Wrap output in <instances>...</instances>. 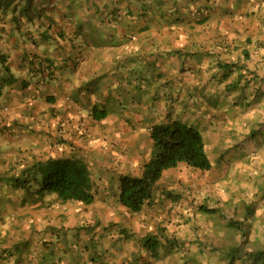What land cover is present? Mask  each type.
<instances>
[{"label": "crops", "instance_id": "1", "mask_svg": "<svg viewBox=\"0 0 264 264\" xmlns=\"http://www.w3.org/2000/svg\"><path fill=\"white\" fill-rule=\"evenodd\" d=\"M235 1L223 0L230 8L241 5ZM63 2L50 15L40 12L32 26L21 16L16 24L0 20V56L5 60L0 63V78L9 73L17 79L13 87H4L0 97L7 101L0 107V154L12 151L19 157L13 160L25 161L19 152L26 139L34 140L37 156L54 137L62 136L68 137V155L90 164L97 153L101 154L97 159L108 164L111 148L119 140L121 164L128 160L122 155L125 149L150 154L149 129L156 123L177 119L199 129L211 126L215 110L209 103L223 85L212 73L217 60L229 61L214 41L216 33L171 25L168 18L149 14L132 0ZM34 3L31 13L43 0ZM225 37L244 40L246 34L232 32ZM6 43L13 49L10 59ZM250 57V67L264 62L258 54ZM93 106L104 109L106 116L93 118ZM49 156L55 157L44 159ZM2 188L0 264H95L89 258L68 260V248L42 239L40 232L52 222L42 225L40 218L31 217L39 210L40 199L17 201V191Z\"/></svg>", "mask_w": 264, "mask_h": 264}, {"label": "rangeland", "instance_id": "2", "mask_svg": "<svg viewBox=\"0 0 264 264\" xmlns=\"http://www.w3.org/2000/svg\"><path fill=\"white\" fill-rule=\"evenodd\" d=\"M63 1L43 0L40 6H35L33 13L27 18L24 15L23 17L32 26L40 12L50 15L59 4L62 6ZM132 1L153 12L158 8L170 6L167 3H157L158 0ZM212 1H215L212 5L215 9L211 11L210 16L215 17L218 15L216 11L224 9L225 5L223 0H211V3ZM250 1L252 4L247 8L248 13L254 11L258 14L255 1ZM246 25L253 40L258 37L262 39L264 35L259 32H264V28L255 17L247 19ZM226 43L231 45L233 51L240 52L246 44V39L239 38L234 42L227 39ZM6 44V58L10 59L13 49L10 43ZM261 69L264 67L259 68ZM4 87L7 88V85ZM226 99L215 111L216 118L220 117L224 122L220 119L214 120L211 126L203 125L201 129L206 152L212 162L211 169L202 171L181 162L175 168L165 170L154 191V203L145 206L138 213H133L117 201V179L119 174H138L149 153H135L125 149L122 155L128 160L120 164L119 151L123 147L118 144V140L111 148V163L105 164L103 160L97 159L101 154L95 153L97 156L88 164L95 183V200L92 204L84 205L72 201L61 203L54 195H44L37 212L31 213L32 209L28 210L27 214L31 213L32 218H40L42 225L47 221L52 222V225L44 227L40 232L42 239H51V228H58L64 222L67 225L64 228L68 231V260L85 262L86 258L90 259L96 252L101 255L102 251V258H110L109 261L112 258L115 263L132 253H139L140 264H225L221 259V249L231 244H239L241 240L238 234L226 228V219H242L244 204L250 203L253 214L248 220L249 242L246 248L264 247V95L253 102H241V106L239 100L236 103L232 97ZM0 102L1 108L7 105L5 97L1 98ZM229 108L233 112L229 111L225 115ZM63 139L66 143L68 137H54L50 144H47L49 140H46L47 149L39 151L37 156L33 149L28 155L22 153L34 146V140L26 139L27 145L21 153L19 152L20 157L23 159L24 156L27 158L32 155L38 160L50 154L55 157L68 154V149L63 151L58 147L64 144L61 143ZM5 153L0 155V175L8 171L18 172L20 164L17 163L13 167L7 163L12 151ZM14 155L17 156V153ZM166 191L173 192L176 197H167L163 193ZM15 194L18 201L24 192L19 190ZM200 204L219 207L221 211L213 215L203 214L198 211ZM159 226L165 227L167 234L177 238L178 244L169 254L167 249H164L158 259H153L142 251L139 239L147 232L156 231ZM122 228L130 233L128 240H121ZM210 248H216L217 251ZM240 262L237 261V264Z\"/></svg>", "mask_w": 264, "mask_h": 264}, {"label": "trees", "instance_id": "3", "mask_svg": "<svg viewBox=\"0 0 264 264\" xmlns=\"http://www.w3.org/2000/svg\"><path fill=\"white\" fill-rule=\"evenodd\" d=\"M238 1L241 5L232 6V8L225 7L222 10L218 9L216 11L218 15L215 17L210 16L211 11L215 9L212 6L215 1L211 3V0H158L157 3H167L170 6L158 8L154 12L153 10L147 11V13H151L154 16L164 19L168 18L171 20V25L185 24L184 26L189 32H193L198 27L199 29L196 32L217 34L214 37L217 39L214 41L221 44L219 49L228 54L229 61L217 60L215 71L212 73V77L218 78V82L223 83V85L219 84V88H217L218 96L211 99L209 103L215 111L219 108V105H223L222 102L226 98L232 97V100L236 103L239 100L240 102L238 103L241 106V102L243 104L253 102L264 95V69L262 73H258L259 68L261 66L264 67V62L258 65V68L254 67L253 64L251 67L249 65V62L253 60L250 57L251 54H258L264 59V36L262 39L258 37L253 40L252 33H249L246 29L247 19H254V17L264 28V0H257V4L254 3L260 13L259 16V13L256 14L254 11L248 13L246 8H249L250 0H236L235 2ZM32 4H34L33 0H25L24 2L0 0V20L8 18L16 24L19 16L23 17L24 15L27 18L30 15ZM245 5L246 8H244ZM253 10L256 11V8ZM221 11L222 13H220ZM240 18H243V20ZM241 31L245 32L246 44L249 46L245 44L244 48L236 56L231 49V45L226 43L225 34ZM259 33L264 35L263 31ZM234 39L235 37L231 40L234 42ZM212 54L213 52L210 53V55ZM258 61L256 60V62ZM4 62V57L0 56V63L3 64ZM4 70H7V68H4ZM16 81L17 79L9 73L0 78V96L3 95L4 86L7 85V88H11ZM24 83L22 82L23 85ZM229 111L233 112L229 108L224 114L227 115ZM91 115L95 119H102L106 116V112L104 109L100 110L93 106ZM216 115L217 113H214L213 118L217 121L220 117L216 118ZM222 121L224 122V120ZM250 136L251 134H249V138ZM149 137L151 140L150 154L142 164L140 172L135 175L130 173L119 174L117 179V201L133 213H138L145 206L154 203V191L165 170L175 168L181 162L202 171H207L212 167V162L206 152L204 136L198 127L173 119L152 125L149 129ZM64 139L61 140V143L65 142ZM61 145L68 149V139L66 143ZM31 149L32 147L27 149V154L25 155H28ZM14 157L19 158L13 154L7 163H10L13 167L17 163L20 164L19 171L13 173L8 171L0 175V186L4 187L2 189L6 191L10 189L14 191L20 190L24 192L25 196H35V200H43L42 197L44 195H54L61 203L72 201L89 205L94 202L95 183L88 164L82 158L65 154L37 160L30 155L27 158L24 156L23 160L27 159L25 161L20 159L17 161L13 160ZM163 193L167 197H176L170 191ZM198 211L203 214L213 215L219 213L221 208L200 204ZM252 214V205L245 203L242 219L232 217L226 219V228L238 234L241 240L239 244H231L221 249V259L224 260L225 264H237V261H241L240 264H245L246 262L248 264H264V247L246 248L249 242L250 226L248 220ZM64 227H67V225L63 222L62 226L51 228V235L54 238L53 244L57 243L65 247V249H69V246L66 245L68 243V231ZM120 234L122 235V237L120 236L121 240L124 241L130 237V233H127L124 228L121 229ZM177 244V238L167 234L163 226L157 227L154 232L145 233L139 239V246L142 251L153 259H158L164 249H167V254H169ZM210 250L217 251L216 248H210ZM100 253L102 255V251ZM101 255L96 252L90 259L95 264L115 263L112 258L110 262V258H102L103 256ZM139 258H141L139 253H132L115 264H140Z\"/></svg>", "mask_w": 264, "mask_h": 264}, {"label": "clouds", "instance_id": "4", "mask_svg": "<svg viewBox=\"0 0 264 264\" xmlns=\"http://www.w3.org/2000/svg\"><path fill=\"white\" fill-rule=\"evenodd\" d=\"M7 131V130H6ZM7 132H9V131H7ZM168 170V169H167ZM35 197V196H34ZM22 198H24V199H27L26 198V196H25V194H23V196H22ZM29 200H31V201H29ZM40 201H42L41 199H40ZM27 202H29V203H33V198L31 199V198H28L27 199ZM121 205V204H120ZM124 207V206H123ZM51 239H48V240H46V241H49V240H54V238H53V236L51 235ZM16 247V246H15ZM86 247V246H85Z\"/></svg>", "mask_w": 264, "mask_h": 264}]
</instances>
